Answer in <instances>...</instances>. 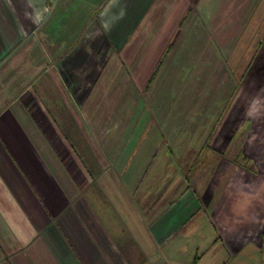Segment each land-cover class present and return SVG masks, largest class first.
Returning a JSON list of instances; mask_svg holds the SVG:
<instances>
[{"label": "crops", "instance_id": "obj_1", "mask_svg": "<svg viewBox=\"0 0 264 264\" xmlns=\"http://www.w3.org/2000/svg\"><path fill=\"white\" fill-rule=\"evenodd\" d=\"M220 1L0 0V264L264 262Z\"/></svg>", "mask_w": 264, "mask_h": 264}, {"label": "rangeland", "instance_id": "obj_2", "mask_svg": "<svg viewBox=\"0 0 264 264\" xmlns=\"http://www.w3.org/2000/svg\"><path fill=\"white\" fill-rule=\"evenodd\" d=\"M255 2L251 4L248 3L247 0H242L241 4L232 5L231 2L224 3V0H222L219 4L213 5L212 9H216L217 11L223 6L224 9L221 11L223 15L226 13L224 19L220 21L219 19H212L209 23L212 30L218 31L217 22L219 21V28L226 32L225 34L222 33L223 35H216H221V37H224L227 41L235 39L234 37H238L239 39L238 43L234 42L229 47V49H232L233 53H227L228 65H231L233 69L234 90L231 96H227L229 99L220 115L221 118L218 120V131L223 135L224 133L229 134L230 129H235V136L242 137L244 130L248 129L247 132L250 134V142L246 146L247 152L253 154V152L262 149L261 153L264 156V0H255ZM251 9L253 11L252 20L248 21ZM211 16L213 17L214 15ZM179 24L181 25V22ZM212 30L210 29L211 33H213ZM246 30L251 32H247ZM251 34L252 37L246 38V35L251 36ZM216 35H213L211 39H215ZM252 38L254 41L250 44L249 41L253 40ZM226 74L227 72H224L222 75ZM226 76V84L221 85V89L227 88L228 81H230L229 73ZM241 88L242 91H240L239 94L243 93L238 96L237 91ZM220 93L221 91L217 89L216 95ZM221 102H223L222 99L220 100V103ZM175 109L178 110V106H175ZM210 109L212 112L217 110L213 104ZM242 116L243 119L241 118ZM229 135H231V133ZM214 146L216 147L217 145ZM216 148L217 149L210 151L211 157L214 156L218 150L225 151L226 153L229 151L231 152L230 148ZM241 157L243 159L242 167H245V160H249V158L246 159L244 150L243 153H241ZM262 157L259 151V154L256 155V158H259L257 159L258 161L255 162L256 164L254 165L251 164L254 167H258L260 173H263L264 170V161H262ZM216 167L217 166H211V172H215ZM259 254L261 259H264V246L260 249ZM259 262V264H264L261 260Z\"/></svg>", "mask_w": 264, "mask_h": 264}]
</instances>
